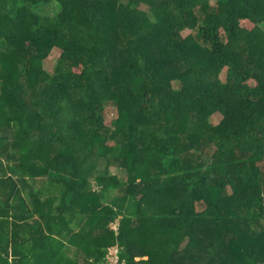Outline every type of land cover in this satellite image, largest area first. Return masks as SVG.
I'll use <instances>...</instances> for the list:
<instances>
[{"label": "trees", "instance_id": "obj_1", "mask_svg": "<svg viewBox=\"0 0 264 264\" xmlns=\"http://www.w3.org/2000/svg\"><path fill=\"white\" fill-rule=\"evenodd\" d=\"M263 25L264 0H0V264H264Z\"/></svg>", "mask_w": 264, "mask_h": 264}, {"label": "rangeland", "instance_id": "obj_2", "mask_svg": "<svg viewBox=\"0 0 264 264\" xmlns=\"http://www.w3.org/2000/svg\"><path fill=\"white\" fill-rule=\"evenodd\" d=\"M120 1L126 3V0H120ZM58 10H59V8L55 4H52V5H47L46 7L42 8L41 9V13L49 14V15L53 16V15H55L57 13ZM245 25L247 27H250V28L253 27L249 22H246ZM263 29H264V25H263ZM59 58H60V52L56 49V50L53 51L51 56L44 62L45 70L48 73L52 74L54 72V67H55L57 61L59 60ZM226 76H227V72L224 71L221 74L222 80L225 81L226 80ZM108 107H109V113L106 116V124H111V120L115 116V111H114V108L112 106H108ZM221 119H222V115L221 114H215L211 118V122L214 125H216V124L220 123ZM111 174L117 176L123 182H125L127 180V177H128V174H127L126 170L120 169V168H115V167L111 168ZM45 179H46V177H44V176H40L39 177V181L45 180ZM198 210L199 211L203 210V205L200 204L198 206ZM117 226H118V221H116V224L113 225V228L117 227ZM203 260L205 262H207L205 259H203Z\"/></svg>", "mask_w": 264, "mask_h": 264}, {"label": "built area", "instance_id": "obj_3", "mask_svg": "<svg viewBox=\"0 0 264 264\" xmlns=\"http://www.w3.org/2000/svg\"><path fill=\"white\" fill-rule=\"evenodd\" d=\"M115 231H117L118 226L114 227ZM121 250L117 245L111 246L108 250L107 257L103 264H125V261L121 259Z\"/></svg>", "mask_w": 264, "mask_h": 264}]
</instances>
